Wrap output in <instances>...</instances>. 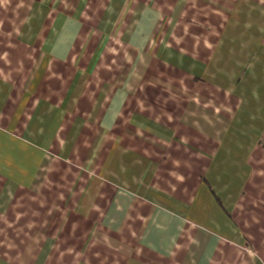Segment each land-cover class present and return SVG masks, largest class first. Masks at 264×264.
I'll list each match as a JSON object with an SVG mask.
<instances>
[{"label":"crops","instance_id":"1","mask_svg":"<svg viewBox=\"0 0 264 264\" xmlns=\"http://www.w3.org/2000/svg\"><path fill=\"white\" fill-rule=\"evenodd\" d=\"M0 264H264V0H0Z\"/></svg>","mask_w":264,"mask_h":264}]
</instances>
